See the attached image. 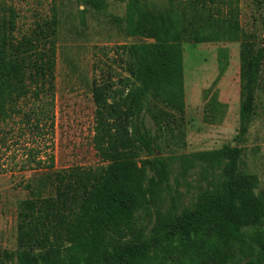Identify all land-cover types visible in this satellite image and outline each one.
<instances>
[{
  "label": "trees",
  "instance_id": "16d2710c",
  "mask_svg": "<svg viewBox=\"0 0 264 264\" xmlns=\"http://www.w3.org/2000/svg\"><path fill=\"white\" fill-rule=\"evenodd\" d=\"M118 1L127 3L126 18L116 19L126 34L154 42L120 47L127 75L119 87L111 80L93 84V144L103 165L57 171L52 159L51 170L26 185L15 264H264V194L257 193V176L240 171L242 151L159 154L186 144L185 44H241V132L252 124L264 48L244 33L239 1ZM85 4L107 8L105 0ZM18 19L0 1L3 146L11 124L22 136L42 139L55 127L58 8L24 34ZM38 155L30 153L33 161ZM175 165L181 177L196 169L210 175V187L151 238L127 241L137 215L162 203Z\"/></svg>",
  "mask_w": 264,
  "mask_h": 264
},
{
  "label": "rangeland",
  "instance_id": "374dc122",
  "mask_svg": "<svg viewBox=\"0 0 264 264\" xmlns=\"http://www.w3.org/2000/svg\"><path fill=\"white\" fill-rule=\"evenodd\" d=\"M19 15L21 34L51 17L53 7L60 17L56 66L55 127L44 139L26 134L20 126L5 127V146L0 144V264H15L18 251L19 203L28 198L26 185L51 170L103 165L93 140L95 105L93 84L111 80L117 87L126 77L122 46L150 44L153 40L129 37L124 20L127 3L105 0L98 11L88 0H0ZM165 6L187 0H149ZM241 27L264 48V0H238ZM241 44L209 43L184 45L185 146L172 144L162 157L188 155L230 148L241 153L240 171L259 178L257 193L264 194V68L256 114L243 134L240 117L242 96ZM164 148V146H163ZM38 150L35 160L30 156ZM211 176L200 169L181 177L173 166L168 187L159 206L137 215L127 241L151 238L164 219L192 209L198 195L208 189Z\"/></svg>",
  "mask_w": 264,
  "mask_h": 264
}]
</instances>
